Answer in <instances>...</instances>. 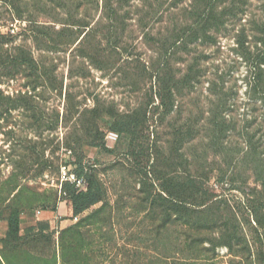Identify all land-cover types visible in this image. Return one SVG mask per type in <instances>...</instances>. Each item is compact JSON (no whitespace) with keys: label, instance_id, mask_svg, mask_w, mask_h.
<instances>
[{"label":"rangeland","instance_id":"rangeland-1","mask_svg":"<svg viewBox=\"0 0 264 264\" xmlns=\"http://www.w3.org/2000/svg\"><path fill=\"white\" fill-rule=\"evenodd\" d=\"M12 215L0 264H264V0H0Z\"/></svg>","mask_w":264,"mask_h":264},{"label":"trees","instance_id":"trees-1","mask_svg":"<svg viewBox=\"0 0 264 264\" xmlns=\"http://www.w3.org/2000/svg\"><path fill=\"white\" fill-rule=\"evenodd\" d=\"M74 175L77 179H83L85 181V186L83 189L76 187L75 183L66 182L63 188L68 190V200L71 202V212L74 216H78L80 213L85 211L90 205L96 203L99 200V195L101 193V187L98 184L95 176L92 172L86 171L85 167L80 163L76 165V170ZM65 194L66 192L63 191ZM7 232L0 241L10 239L12 235H16L19 232L18 217L17 215H12L7 220ZM48 228L47 225L42 222H38L36 226H31L26 228L25 232H31L34 230H44Z\"/></svg>","mask_w":264,"mask_h":264},{"label":"built area","instance_id":"built-area-1","mask_svg":"<svg viewBox=\"0 0 264 264\" xmlns=\"http://www.w3.org/2000/svg\"><path fill=\"white\" fill-rule=\"evenodd\" d=\"M9 33L13 35L15 33L14 28L9 30ZM67 180L72 183H75L76 187L79 189H83L85 186V181L83 179H77L74 174H70L69 176H67Z\"/></svg>","mask_w":264,"mask_h":264},{"label":"crops","instance_id":"crops-1","mask_svg":"<svg viewBox=\"0 0 264 264\" xmlns=\"http://www.w3.org/2000/svg\"><path fill=\"white\" fill-rule=\"evenodd\" d=\"M7 232V222L5 220L0 219V240L4 238Z\"/></svg>","mask_w":264,"mask_h":264}]
</instances>
